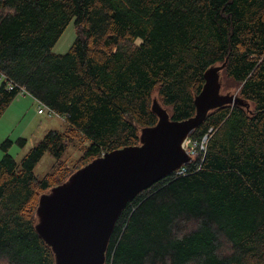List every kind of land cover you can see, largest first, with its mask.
Here are the masks:
<instances>
[{
  "label": "trees",
  "instance_id": "16d2710c",
  "mask_svg": "<svg viewBox=\"0 0 264 264\" xmlns=\"http://www.w3.org/2000/svg\"><path fill=\"white\" fill-rule=\"evenodd\" d=\"M72 22L71 49L54 53ZM226 60L222 89L230 80L250 108L208 113L189 135L213 129L204 155L128 203L105 264H264V0H0V118L23 88L66 123L21 160L1 145L0 264H55L35 227L40 196L139 144L158 122L154 99L173 120L192 117L206 70ZM76 137L90 143L59 173ZM47 153L58 171L40 178Z\"/></svg>",
  "mask_w": 264,
  "mask_h": 264
},
{
  "label": "water",
  "instance_id": "95a60500",
  "mask_svg": "<svg viewBox=\"0 0 264 264\" xmlns=\"http://www.w3.org/2000/svg\"><path fill=\"white\" fill-rule=\"evenodd\" d=\"M226 62L206 70L192 117L173 120L154 99L152 110L158 122L141 129L139 144L95 158L40 196L35 227L52 249L55 264H105L123 210L140 193L192 160L183 143L208 113L225 105L250 108L238 93H222Z\"/></svg>",
  "mask_w": 264,
  "mask_h": 264
},
{
  "label": "rangeland",
  "instance_id": "374dc122",
  "mask_svg": "<svg viewBox=\"0 0 264 264\" xmlns=\"http://www.w3.org/2000/svg\"><path fill=\"white\" fill-rule=\"evenodd\" d=\"M76 37L77 29L72 22L55 45L53 52L56 54L67 53L71 49ZM237 92V87L230 80L224 78L222 93L235 94ZM11 104L4 113L7 115L12 114V111H18L19 115L17 118L8 119L3 114L0 118V160L4 154L1 145L5 140L13 142L9 153L17 160H21L30 148L43 139L49 130L61 131L66 126V123L59 115L53 113L50 114L51 116L48 113L39 115V104L32 97L20 95ZM19 106L21 107L18 108ZM19 138L27 140L24 147H20L17 143ZM89 143L90 141L88 139L82 137H76L74 140L69 141L62 158L65 164H63L59 173H63L68 167L73 166L77 159L83 155ZM56 164V158L47 153L38 162L34 171L38 177L42 178L49 173L58 171Z\"/></svg>",
  "mask_w": 264,
  "mask_h": 264
},
{
  "label": "built area",
  "instance_id": "2783aa9c",
  "mask_svg": "<svg viewBox=\"0 0 264 264\" xmlns=\"http://www.w3.org/2000/svg\"><path fill=\"white\" fill-rule=\"evenodd\" d=\"M1 82V79H0ZM8 88L10 90H14L15 88H18V85L16 83H14L13 81H10L8 84ZM20 94H25V95H30L28 92L25 91V89H21ZM39 104V108H38V113L39 114H45L48 113L49 116H51L50 114L54 113V111H52L50 108H48L45 104H43L42 102L38 101ZM213 133V129L211 128L206 134H204L201 138H193V137H188L185 142L183 143V148L186 151V153L191 156V158L193 159L195 156L199 155V154H203L206 152V145L208 142L209 137L211 136V134ZM187 164L183 165L181 168H179L178 170H176V175H185L188 172L187 169Z\"/></svg>",
  "mask_w": 264,
  "mask_h": 264
},
{
  "label": "crops",
  "instance_id": "0c3cea01",
  "mask_svg": "<svg viewBox=\"0 0 264 264\" xmlns=\"http://www.w3.org/2000/svg\"><path fill=\"white\" fill-rule=\"evenodd\" d=\"M54 48H55V47H54ZM20 95L32 97L31 95H25V94H19L17 97H20ZM17 97H16V98H17ZM16 98H15V99H16ZM32 98H33V97H32ZM33 99H35V98H33ZM35 100H36V99H35ZM36 101H37V100H36ZM12 103H13V102H12ZM11 105H12V104H11ZM11 105H10V106H11ZM20 107H21V106H19L18 108H20ZM11 113H12V114H7V115L4 113V115H6V117H7L8 119H10V118H17V116L19 115L18 111H17V112H16V111H12ZM38 114H39V113H38ZM39 115H42V114H39ZM0 138H1V137H0ZM0 140H1V139H0ZM8 152H9V151H8ZM3 155H4V154H3Z\"/></svg>",
  "mask_w": 264,
  "mask_h": 264
}]
</instances>
